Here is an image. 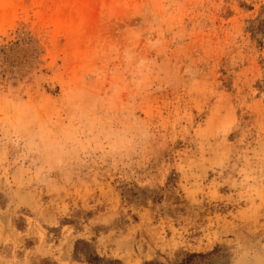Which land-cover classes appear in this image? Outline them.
Returning a JSON list of instances; mask_svg holds the SVG:
<instances>
[{"label": "rangeland", "instance_id": "1", "mask_svg": "<svg viewBox=\"0 0 264 264\" xmlns=\"http://www.w3.org/2000/svg\"><path fill=\"white\" fill-rule=\"evenodd\" d=\"M259 18L0 0V264H264Z\"/></svg>", "mask_w": 264, "mask_h": 264}, {"label": "trees", "instance_id": "2", "mask_svg": "<svg viewBox=\"0 0 264 264\" xmlns=\"http://www.w3.org/2000/svg\"><path fill=\"white\" fill-rule=\"evenodd\" d=\"M259 24V26L262 28V30L261 31H264L263 29H264V24H263V22H262V20L259 18L256 22H254V24L256 25V24ZM253 31V30H252ZM254 33H255V31H254ZM264 34V33H263ZM194 257H197V256H194ZM200 257V256H199ZM203 256H201L200 258H202Z\"/></svg>", "mask_w": 264, "mask_h": 264}]
</instances>
